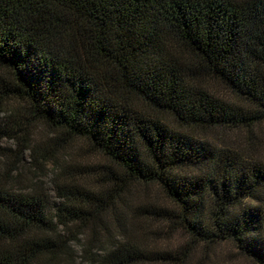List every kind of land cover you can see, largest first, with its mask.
I'll return each instance as SVG.
<instances>
[{
    "label": "trees",
    "instance_id": "1",
    "mask_svg": "<svg viewBox=\"0 0 264 264\" xmlns=\"http://www.w3.org/2000/svg\"><path fill=\"white\" fill-rule=\"evenodd\" d=\"M8 106L16 126L47 127L54 152L2 134L37 164L54 160L62 178L58 202L0 178V264L59 261L58 228L106 216L114 238H130L138 215L186 243L147 256L123 240L95 264H182L222 244L264 264V156L253 141L264 129V0H0ZM76 142L103 162L60 163ZM152 188L166 205H133Z\"/></svg>",
    "mask_w": 264,
    "mask_h": 264
},
{
    "label": "rangeland",
    "instance_id": "2",
    "mask_svg": "<svg viewBox=\"0 0 264 264\" xmlns=\"http://www.w3.org/2000/svg\"><path fill=\"white\" fill-rule=\"evenodd\" d=\"M13 105H16L14 102ZM8 106L5 110L0 111V178L17 191L38 192L49 196L52 202H58L56 193V183L62 178L59 177L58 166L54 160H43L37 164L35 158L30 151H24L20 139L23 133L34 140L35 144L45 148L46 151L54 152L52 148H48V140L51 133L47 127L38 122L28 124L26 130L25 119H20L18 126L8 118ZM8 131L14 133V136H5L2 133ZM217 140H238L244 141V133H219ZM253 141L259 145L261 155L264 156V129L261 133H257ZM262 146V147H261ZM68 154L72 158H64L61 154L59 162L75 169L76 165H94L103 162L102 158L94 156L87 149L83 142H76L69 148ZM59 163V164H60ZM70 169L71 172L75 170ZM164 204L163 196L155 188L148 189L146 193L143 190L138 192L134 199L133 205H149ZM138 217V218H137ZM133 222H130L129 228L132 230L129 237H116V226H114L108 216L104 218L102 223L97 227L89 228L81 226L76 227H60L55 233L57 239L65 243L61 244V256L59 261H52L50 257H41L37 264H95L93 258H101L104 256L117 242L131 241L140 249L146 250L147 256H153L154 253L172 252L175 253L184 243L186 237L178 232H169L168 236L160 234L159 224L152 222L143 216L138 215ZM95 230V231H94ZM159 230V231H157ZM155 232V233H154ZM124 240V241H123ZM150 254V255H149ZM155 256V255H154ZM153 258V257H151ZM150 260L136 264H169L161 261ZM182 264H252L244 258L230 244L218 245L214 248L206 250L204 246H198Z\"/></svg>",
    "mask_w": 264,
    "mask_h": 264
}]
</instances>
